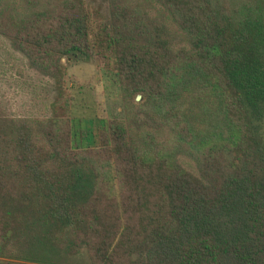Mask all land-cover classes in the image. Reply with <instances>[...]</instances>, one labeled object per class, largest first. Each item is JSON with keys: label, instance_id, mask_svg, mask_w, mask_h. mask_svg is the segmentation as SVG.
Listing matches in <instances>:
<instances>
[{"label": "trees", "instance_id": "obj_1", "mask_svg": "<svg viewBox=\"0 0 264 264\" xmlns=\"http://www.w3.org/2000/svg\"><path fill=\"white\" fill-rule=\"evenodd\" d=\"M106 1L89 31L83 0H0V34L29 67L58 77L93 44L123 101L139 93L161 124L128 132L109 117L90 145L80 118L0 104V264L78 248L88 264H264L262 20L225 0H155L172 33Z\"/></svg>", "mask_w": 264, "mask_h": 264}, {"label": "rangeland", "instance_id": "obj_2", "mask_svg": "<svg viewBox=\"0 0 264 264\" xmlns=\"http://www.w3.org/2000/svg\"><path fill=\"white\" fill-rule=\"evenodd\" d=\"M126 1L134 8L161 18L172 33L179 32L167 16L166 10L155 0ZM225 1L240 14L259 17L264 25V0ZM83 4L90 31L105 15L107 1L83 0ZM260 51L264 61V44ZM134 95L131 96V103L123 101L110 74V66L105 63L100 50L93 44L87 59L78 56L64 59L58 77H50L29 67L25 57L12 48L0 34V104L12 116L24 117L31 121L53 115L80 118V123L87 133L86 141L90 145L97 143V132L109 117L121 121L128 132L142 129L152 131L156 128L159 130L161 124L151 111L134 106V103L143 100L141 95L139 99H134ZM255 122L264 141V110ZM182 159L184 163L190 164L188 158ZM60 253V256L51 257V264H88L82 248H78L73 254Z\"/></svg>", "mask_w": 264, "mask_h": 264}, {"label": "water", "instance_id": "obj_3", "mask_svg": "<svg viewBox=\"0 0 264 264\" xmlns=\"http://www.w3.org/2000/svg\"><path fill=\"white\" fill-rule=\"evenodd\" d=\"M139 96H140V94H139V93H136V94L134 95V99H139Z\"/></svg>", "mask_w": 264, "mask_h": 264}]
</instances>
